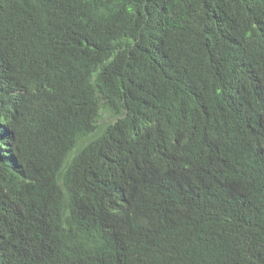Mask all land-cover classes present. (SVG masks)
<instances>
[{"label":"trees","instance_id":"16d2710c","mask_svg":"<svg viewBox=\"0 0 264 264\" xmlns=\"http://www.w3.org/2000/svg\"><path fill=\"white\" fill-rule=\"evenodd\" d=\"M0 117V264H264V0H0Z\"/></svg>","mask_w":264,"mask_h":264},{"label":"clouds","instance_id":"9594fccd","mask_svg":"<svg viewBox=\"0 0 264 264\" xmlns=\"http://www.w3.org/2000/svg\"><path fill=\"white\" fill-rule=\"evenodd\" d=\"M4 118L3 117H0V122H1V126H0V133L1 134H3L4 135V137L5 136H7V135H10V131L9 130H7V126L4 124V120H3ZM4 139H6L7 141H9V139L10 138H4ZM9 143V142H8ZM8 143H5L4 145H2L1 147H5Z\"/></svg>","mask_w":264,"mask_h":264}]
</instances>
